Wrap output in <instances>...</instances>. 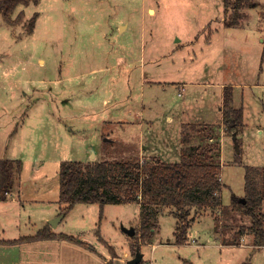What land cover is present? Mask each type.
<instances>
[{
  "label": "rangeland",
  "instance_id": "1",
  "mask_svg": "<svg viewBox=\"0 0 264 264\" xmlns=\"http://www.w3.org/2000/svg\"><path fill=\"white\" fill-rule=\"evenodd\" d=\"M230 9L224 12L223 0H39L0 14V158L22 161L21 194L44 200L37 214L58 210L51 225L98 245L107 264L133 257L123 256L132 242L124 228L139 223V206L79 202L60 213L59 163L143 160L152 140L148 150L177 161L185 134L215 146L195 111L206 94L202 82L264 83V0H248L238 25L227 27ZM257 95L264 102V87ZM259 98H250L242 132L221 134L224 207L244 188V165L264 166ZM207 211L181 245L174 243L177 218L159 213L157 229L140 244L143 261L264 264V246L254 248L240 230L246 217ZM61 252L44 264H95L78 246Z\"/></svg>",
  "mask_w": 264,
  "mask_h": 264
},
{
  "label": "trees",
  "instance_id": "2",
  "mask_svg": "<svg viewBox=\"0 0 264 264\" xmlns=\"http://www.w3.org/2000/svg\"><path fill=\"white\" fill-rule=\"evenodd\" d=\"M39 0H0V14L6 17L18 5L37 3ZM248 0H223L224 12L231 7V14L224 20L227 27L238 25L240 8ZM37 13L29 21L32 30ZM222 124L227 132L237 134L244 126L241 107L232 106V89L225 86L222 95ZM184 126V125H183ZM191 128H194L190 124ZM186 127V126H185ZM214 135L208 139L216 140L201 145L190 141L192 136L183 135V146L179 149L177 161L151 157L143 160L96 161L62 160L59 163V199L60 213L66 214L76 203H95L102 208L110 203H136L139 206L138 228L131 236L130 253L140 251V244L157 229V217L167 208L176 218L174 243L183 244L187 232L200 211L209 209L229 210L233 214H242L249 219V225L240 230L252 235L254 248L264 246V166L244 165V195L233 196L229 206L221 204V165L219 163L217 126L205 125ZM216 137V139H215ZM217 143V144H216ZM20 161L8 158L0 159V200L5 201L12 191L19 175ZM244 199V201L241 200ZM63 205V207H62ZM66 239L88 248L97 249L88 241L64 233H53L48 226L43 227L34 236L17 239H0V244H14L34 239ZM102 240V239H101ZM100 240V241H101ZM103 242V241H101ZM110 251V249H108ZM112 254V253H111ZM141 259L137 264H142ZM186 264H192L186 261ZM240 264H249L242 262Z\"/></svg>",
  "mask_w": 264,
  "mask_h": 264
},
{
  "label": "crops",
  "instance_id": "3",
  "mask_svg": "<svg viewBox=\"0 0 264 264\" xmlns=\"http://www.w3.org/2000/svg\"><path fill=\"white\" fill-rule=\"evenodd\" d=\"M263 50V48H262ZM262 60V58H261ZM262 62V61H261ZM145 83H149L148 81H145ZM199 86V85H198ZM197 86V87H198ZM203 87L202 90L206 91V94L202 95V99H200V102L197 103V106L195 107V111L198 115H200L201 120L206 123V125L213 126L217 122L214 123V119H218L220 123H218L217 126V141H218V153H219V163L221 165L220 160V154H221V134H230V132H227L225 130V126L222 124V95H223V89L225 86H230L232 89V106L237 108L241 107L243 111V123L244 126L240 132L243 131L245 126V116H246V108L247 105L250 103V98H259L257 93L259 92L260 88L264 87V83H246V84H240L237 82H202ZM213 88L218 87V89H206V88ZM249 88V89H248ZM245 91L248 92L249 99L247 100V103L245 101ZM199 93V92H198ZM261 93V91H260ZM198 97V96H197ZM199 99V98H198ZM261 103L262 109L264 110V102L262 100L259 101ZM245 105V106H244ZM263 112V111H262ZM126 117V116H123ZM124 120V119H123ZM126 121V120H124ZM122 122V121H121ZM238 132V133H240ZM214 135V134H213ZM14 137V135L12 136ZM215 137V139H216ZM193 139V136H192ZM210 140H213L210 138ZM148 149L153 150L155 148L154 141L152 140L151 144L147 146ZM146 148L147 153H144L143 150L140 152L141 156L145 155V159L151 158V157H157L159 158V155H157L155 152H152ZM152 152V153H150ZM146 154L147 157H146ZM165 154V153H164ZM172 153L168 151V155L170 156ZM166 155V154H165ZM168 156V157H169ZM171 157V156H170ZM143 158V159H144ZM1 159V158H0ZM10 159V158H8ZM161 159V158H160ZM15 160V159H14ZM19 160V159H18ZM167 160V159H163ZM20 161V160H19ZM82 161V160H81ZM88 161V160H86ZM20 161V175L15 180V184L12 188V191L8 194V198L5 201L0 200V239H17L20 237H27V236H34L39 230H41L45 226H49L50 231L53 233H64L67 235H72L70 233H67L59 228V223L55 225H51L50 220H53L55 215L59 213L58 210L54 209L51 212H40L37 214L36 210L39 209V205H43L44 200L40 199H28L25 197V192H22L21 188V171H22V165ZM20 181H19V179ZM222 181V178H221ZM223 182V181H222ZM57 192V199L55 201L56 206H58L59 202V185L56 189ZM244 195V188L243 190L236 194L238 197H242ZM221 196H222V190H221ZM58 202V203H57ZM77 204V203H76ZM75 204V205H76ZM60 205V204H59ZM74 205V206H75ZM73 206V207H74ZM264 206V201L262 208ZM63 207V205H62ZM60 208V206H59ZM164 212H170L169 209L165 208L161 210L160 214H163ZM208 212V211H207ZM206 211H200L196 217L198 218L201 215H204ZM235 215V214H234ZM241 217V216H240ZM245 218V216H242ZM213 218V216H212ZM247 218V217H246ZM61 219V218H60ZM58 219L57 221H60ZM139 219V218H138ZM248 219V218H247ZM55 221V220H54ZM56 221V223H57ZM158 222V219H157ZM195 222V221H194ZM193 222V223H194ZM249 222V219H248ZM138 223V221H137ZM193 223L191 225H193ZM136 225V224H135ZM135 225H131L130 227H134ZM246 225H249L246 224ZM138 226V224L136 225ZM75 236V235H72ZM80 238L79 236H75ZM214 238L213 235L209 236V239ZM82 239V238H80ZM84 240V239H82ZM86 241V240H85ZM89 242V241H88ZM91 243V242H90ZM93 243V242H92ZM107 243V242H106ZM110 245V244H109ZM181 245V244H179ZM65 246H72V248H75V246H78L79 248H82L84 250H89L88 248L81 246L75 242L61 239V238H52V239H34V240H26L21 241L14 244H0V264H44L45 261H48V257H53V253H56V255H62L63 247ZM74 246V247H73ZM152 249L159 246L158 244L151 245ZM95 248L97 249V252H94L92 250H89L91 253L90 259L95 261V264H107L108 257L99 249V246L96 245ZM81 252V251H80ZM130 251L123 252V256H130ZM95 256V257H93ZM59 257V259H61ZM95 258V259H94ZM115 259L123 260L121 258H118V256L115 257ZM126 260V259H125ZM142 260H143V254H142ZM127 263V261H126ZM142 264H147V262L144 260Z\"/></svg>",
  "mask_w": 264,
  "mask_h": 264
},
{
  "label": "water",
  "instance_id": "4",
  "mask_svg": "<svg viewBox=\"0 0 264 264\" xmlns=\"http://www.w3.org/2000/svg\"><path fill=\"white\" fill-rule=\"evenodd\" d=\"M241 200L244 201L243 198H241ZM51 222H54V220H50V223ZM124 231L128 233V235L132 236L135 232V229L134 227H129V228L125 227ZM141 259H142L141 251L136 250L135 255L131 259H128L126 264H137Z\"/></svg>",
  "mask_w": 264,
  "mask_h": 264
}]
</instances>
